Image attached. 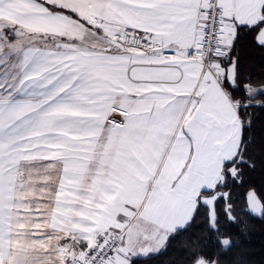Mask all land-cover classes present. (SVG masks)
Masks as SVG:
<instances>
[{
    "label": "crops",
    "instance_id": "1",
    "mask_svg": "<svg viewBox=\"0 0 264 264\" xmlns=\"http://www.w3.org/2000/svg\"><path fill=\"white\" fill-rule=\"evenodd\" d=\"M205 1L5 6L3 24L29 42L19 50L17 95L0 103V258L36 249L46 264H72L111 231L123 247L111 264H128L162 251L200 199L213 206L216 196L202 194L221 184L241 147L244 119L226 87L235 65L205 68L110 39L139 31L188 53ZM219 1L232 40L264 19V0ZM257 40L264 44V22Z\"/></svg>",
    "mask_w": 264,
    "mask_h": 264
},
{
    "label": "trees",
    "instance_id": "2",
    "mask_svg": "<svg viewBox=\"0 0 264 264\" xmlns=\"http://www.w3.org/2000/svg\"><path fill=\"white\" fill-rule=\"evenodd\" d=\"M262 22L238 27L224 59L225 65H235L234 83L226 87L245 127L238 156L224 166L223 181L202 194L216 195L213 206L200 199L191 221L170 235L162 251L128 264H196L199 259L209 264H264V89L256 95L248 90L264 88V44L257 40ZM252 195L261 202L260 214L249 207Z\"/></svg>",
    "mask_w": 264,
    "mask_h": 264
},
{
    "label": "built area",
    "instance_id": "3",
    "mask_svg": "<svg viewBox=\"0 0 264 264\" xmlns=\"http://www.w3.org/2000/svg\"><path fill=\"white\" fill-rule=\"evenodd\" d=\"M205 17L199 39L192 50L182 53L166 47L159 39L143 32L132 30H115L112 35L115 42L126 50L148 55H160L163 58L185 57L209 68L217 59L224 60L229 56L232 39L226 17L228 11L219 0H206L200 9ZM120 234L111 231L98 236L94 246L82 256L73 260L72 264H111L122 251Z\"/></svg>",
    "mask_w": 264,
    "mask_h": 264
},
{
    "label": "rangeland",
    "instance_id": "4",
    "mask_svg": "<svg viewBox=\"0 0 264 264\" xmlns=\"http://www.w3.org/2000/svg\"><path fill=\"white\" fill-rule=\"evenodd\" d=\"M111 32L110 39L115 41ZM0 37H7L6 40L2 42L0 45V60L6 61L3 64V67H0V103L9 104V102H5L9 100V98L17 95V77H18V66L20 64L21 55H19V50L23 45H26L29 42L26 39L25 35L16 30L14 27L7 28V35L0 32ZM6 43V44H4ZM231 72V70H230ZM234 74V72H233ZM264 88L262 87H252L248 86V90L251 95H256L258 92L262 91ZM235 173V172H234ZM216 196V195H215ZM261 202L257 199L256 195H252L250 198V209L256 213L259 211V214L262 210ZM261 209V210H260ZM115 234H119V232H113ZM122 240V239H121ZM15 250V249H14ZM13 250V251H14ZM16 253H8V258H0V264H12L13 258ZM196 264H209L206 261L199 259Z\"/></svg>",
    "mask_w": 264,
    "mask_h": 264
},
{
    "label": "snow or ice",
    "instance_id": "5",
    "mask_svg": "<svg viewBox=\"0 0 264 264\" xmlns=\"http://www.w3.org/2000/svg\"><path fill=\"white\" fill-rule=\"evenodd\" d=\"M14 0H0V13L4 10L6 5H12ZM7 28L8 26L4 25L2 22V18H0V32L7 35ZM6 63V61L0 60V67H3V64ZM261 67H264V62L261 63ZM245 109L249 107V105L243 106ZM244 127L242 125V133L244 130ZM247 128H251V121L248 122ZM243 182V181H241ZM3 249L0 248V252H2ZM10 253L12 252L11 249H9ZM12 264H46L44 259L38 254V250L31 249V250H22L19 252L18 255H15L12 261Z\"/></svg>",
    "mask_w": 264,
    "mask_h": 264
}]
</instances>
